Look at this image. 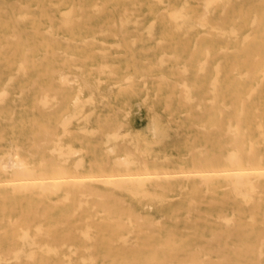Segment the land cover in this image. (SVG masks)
<instances>
[{"label":"rangeland","instance_id":"1","mask_svg":"<svg viewBox=\"0 0 264 264\" xmlns=\"http://www.w3.org/2000/svg\"><path fill=\"white\" fill-rule=\"evenodd\" d=\"M263 59L264 0H0V161L87 177L1 165L0 264H264Z\"/></svg>","mask_w":264,"mask_h":264},{"label":"bare ground","instance_id":"2","mask_svg":"<svg viewBox=\"0 0 264 264\" xmlns=\"http://www.w3.org/2000/svg\"><path fill=\"white\" fill-rule=\"evenodd\" d=\"M158 1H159V0H158ZM209 2H210V0H209ZM213 3H214V2H213ZM204 4H205V5H208V4H207V1H206ZM227 6H228V5H227ZM225 8H226V7H225ZM205 9H206V7L204 8V11H208V10H205ZM179 11H180V10H178V12H179ZM179 13H180V12H179ZM205 13H206V12H205ZM247 13H248V12H247ZM247 13H246V14H247ZM171 14H172V17H174L176 14L178 15V13H174V14H173V12H171ZM206 14L208 15V13H206ZM206 14H203L202 17H203L204 15H206ZM256 16H257V15H256ZM202 17H200V18H202ZM40 18H41V17H40ZM174 18L177 19V16H175ZM178 18H179V17H178ZM181 18H182V17H181ZM238 19H239V18H238ZM238 19H237V20H238ZM200 20H202V19H200ZM120 21H121V20H120ZM253 21H255V20H253ZM136 23H137V22H136ZM204 23H205V22H204ZM217 23H218V22H217ZM199 24H200V22L198 21V25H199ZM217 25H218V24H217ZM60 26H61V25H60ZM60 26H59V27H60ZM121 26H122V25H121ZM200 27H201V24H200ZM203 28H204V27H203ZM213 30H214V29H213ZM210 31H212V30H210ZM218 31H219V30H218ZM220 31H221V30H220ZM227 31H228V30H227ZM42 32H43V31H42ZM223 32H224V31H223ZM225 32H226V31H225ZM225 32H224V33H225ZM228 35H229V33H228ZM210 36H211V35H210ZM220 36H223V34H222V35L220 34ZM6 38H8V37H6ZM248 38H249V37L246 36V39H248ZM13 39H14V38H13ZM16 39H17V38H16ZM19 39H20V38H19ZM250 39H251V37H250ZM7 40H8V39H7ZM134 42H135V41H134ZM180 42H181V41H180ZM261 45H262V44H261ZM117 47H118V46H117ZM207 48H208V47H207ZM209 48H210V47H209ZM209 48H208V49H209ZM259 51H260V50H259ZM183 53H184V52H183ZM25 54H26V53H25ZM164 56H167V55L164 54ZM172 56H174V55L172 54ZM172 56H171V57H172ZM161 57H162V56H161ZM171 57H170V58H171ZM179 57H180V56H179ZM257 57H258V56H257ZM258 58H260V57H258ZM258 58H257V59H258ZM257 59L255 58V61H256V62H257ZM260 59H261V58H260ZM242 60H243V59H242ZM261 60H262V59H261ZM263 60H264V59H263ZM25 62L27 63V59L25 60ZM256 62H254V63L256 64ZM202 64H203V63H202ZM202 64L199 62V65H200V66H201ZM254 66H255V65H254ZM254 68H255V67H253L252 70H254ZM77 69H78V68H77ZM183 69L185 70V68H183ZM235 69H236V68H235ZM200 70H201V68H200L199 70H197V71L200 72ZM185 71H186V70H185ZM248 71L250 72L251 70H248ZM52 72H53V71H52ZM199 72H197V73H199ZM181 73H182V72H181ZM186 73H187V72H186ZM262 73H263V72H262ZM250 74H251V73H249V75H250ZM263 74H264V73H263ZM65 75H66V74H65ZM244 75L247 76L248 73L246 72V74L244 73ZM184 76H185V75H184ZM195 76H196V75H195ZM239 77H240V76H239ZM61 78H62V77H61ZM249 78H250V77H249ZM234 79H235V78H234ZM61 80H62V79H61ZM62 81H63V80H62ZM183 83L185 84V81H183ZM184 84H182V85L184 86ZM210 84H211V83H210ZM211 85H212V84H211ZM185 86H186V85H185ZM185 86H184V88H187V87H185ZM213 86H214V85H213ZM180 87H181V86H180ZM253 89H254V88H253ZM253 89H252V90H253ZM252 90H251V93L249 94V96L247 95L248 98H250L251 95H252V92H254V91H252ZM254 90H256V89H254ZM43 91H46V89L44 88ZM3 92H4V91H3ZM41 92H42V91H41ZM4 93H6V92H4ZM185 93H186V92H185ZM181 94H183V93H181ZM186 94H187V93H186ZM207 94H208V93H207ZM41 95H42V94H41ZM3 96H5V94H0V101H2ZM41 97H42V96H41ZM47 99H48V96H46L45 100H44V99H40V100H43V101H42V103H43L42 105H43L44 107H46V108H47V107H51V104H49V102H48ZM51 99H52V98H51ZM54 99H56V98H54ZM169 99H170V98H169ZM188 99L191 100V98H189V97H188ZM242 100H243V99H242ZM185 101H188V100H185ZM209 101H210V100H209ZM213 102H214V101H213ZM186 103H187V102H186ZM211 103H212V102H211ZM168 105H169V104H168ZM222 105H223V104H222ZM56 106H57V105H56ZM38 107H39V106H38ZM198 107H199V106H198ZM38 109H39V108H38ZM49 110H50V109H49ZM224 110H225V109H224ZM257 114H258V112H257ZM189 115H190V114H189ZM197 117H199V116H197ZM235 119H236V118H235ZM257 119H258V118H257ZM67 120H68V119H67ZM67 120H66V122H67ZM69 120H70V119H69ZM255 120H256V119H255ZM231 121H232V118H231ZM64 123H65V122H64ZM67 123H68V122H67ZM65 125H67V124H65ZM229 125H230V124H229ZM229 125H228V127H229ZM195 126H197V125H195ZM261 127H262V126H260V129H262ZM39 128H40V127H39ZM63 128H64V127H63ZM65 128H66V127H65ZM257 129H258V125H257ZM48 130H49V129H48ZM48 130H47V132H44V133H46V134L44 135V137H45V138H44V139H45L44 141H45V142H43V143H46V142H47V143H50V142H51V141H49V142L46 141V138H47L46 135H49V134H48ZM118 130H120V127H119ZM226 132L228 133V131H226ZM117 133H118V132H117ZM38 134H40V133H37V135H38ZM65 134H66V133H65ZM113 134H114V136H115V132H114ZM116 135H117V134H116ZM225 135H226V134H225ZM244 135H245V133H244ZM244 135H243V137H244ZM259 135H260V134H259ZM262 135H264V133H262ZM61 136H62V135H61ZM109 136H111V135H108V137H109ZM114 136H112V137H114ZM58 138L60 139V136H59ZM259 138H260V136H259L257 139H259ZM263 140H264V139H263ZM40 141H41V140H40ZM235 142H236V140H235ZM235 142H234V143H235ZM40 143H42V142H40ZM40 143H39V144H40ZM47 143H46V144H47ZM123 143H124V142H123ZM232 143H233V141H232L230 144L232 145ZM39 144H38V146H40ZM121 144H122V143H121ZM230 144H228V145H230ZM47 145H48V144H47ZM117 146H118V144H117ZM235 146H236V144H235ZM242 146L244 147V145H242ZM41 147H42V146H41ZM43 147H44V146H43ZM204 147H205V146H204ZM232 147H234V146L232 145ZM238 147H239V146H238ZM38 148H39V147H38ZM66 148H67V147H66ZM110 148H112V147H110ZM236 148H237V147H236ZM240 148H241V147H240ZM61 149H63V147H62ZM193 149H194V148H193ZM46 150H47V149H46ZM54 150H55V148H54L53 150H50V151H51V152H52V151H53V152H59V150H58V151H56V150L54 151ZM139 150H140V149H139ZM194 150H195V149H194ZM196 150H198V149H196ZM237 150H238V148H237ZM111 151L114 152V151H113V148L111 149ZM60 152H61V150H60ZM136 152H137V151H136ZM192 152H193V150H192ZM231 152H233V151H231ZM231 152H230V154H232V158H231L230 155H228V156L230 157V159L228 158V159H229V160H228V159H226V158L224 157V160L229 161L232 165H234V167H236V166H240L241 163H240L238 160L236 161V163H232V162H234V160H233L234 157H233V156H234L235 152H234V153H231ZM251 152H254V151H252V150L250 149L249 153H251ZM70 153H71V151H70ZM77 153H78V152H76V154H77ZM129 153H130V152H129ZM238 153H239V150H238ZM66 154H67V153H66ZM76 154H75V155H76ZM213 154H214V153H213ZM243 154H244V153H243ZM254 154H255V153H254ZM15 155H16V156H14V157H16V160H17V157H18V156H17V154H15ZM62 155H65V154H62ZM62 155H60V156H62ZM70 155H71V154H70ZM135 155H136V154H135ZM218 155H219V154H218ZM65 156H66V155H65ZM67 156H68V154H67ZM140 156H142V155H140ZM203 156H204V154L202 153V157H203ZM228 156H227V157H228ZM236 156H237V155H236ZM236 156H235V157H236ZM238 156H239V155H238ZM62 157H63V156H62ZM214 157H215V156H214ZM214 157H213V158H214ZM261 157H262V155H261ZM24 158H25V157H24ZM42 158H43V156H42ZM123 158H124V157H123ZM200 158H201V157H200ZM237 158H238V157H237ZM250 158H251V157H249V159H250ZM48 159H50V158H48ZM48 159H46V160H48ZM51 159H52V158H51ZM118 159H119V158H118ZM118 159H117V160H118ZM121 159H122V158H121ZM231 159H232V161H230ZM260 159H261V158H260ZM20 160H21V159H20ZM20 160L18 159L17 161H14V162H12V161L5 162V165L11 163V164H10V167H11L12 169H16V171L14 170V174L17 173L18 175H20V176L23 177V178H21V179H18L17 181H18V182L20 181L19 183H20L21 185L24 184L23 187L26 188L25 186H26V185L28 186V184L30 185V183H31L32 181H31L30 178H28V176L30 175V173H29V170H28V168L26 167V165L23 163L24 161H22V160H24V159H22L21 161H20ZM46 160H45V161H46ZM67 160H69V159H67ZM67 160H66V161H67ZM1 161H2V160H1ZM1 161H0V166H1V165L5 166L4 164H2ZM80 161H81V160H80ZM80 161H79V162H80ZM120 161H122V160H120ZM250 161H251V159L249 160V162H250ZM77 162H78V161H77ZM108 162H109V159H108ZM249 162H248V163H249ZM41 163H42V162H41ZM64 163H65V162H64ZM66 163H68V162H66ZM97 163H98V162H97ZM126 163H128V162L125 161V162H124V165H126ZM129 163H130V162H129ZM129 163H128L127 165H129ZM255 163H256V162H255ZM76 164H77L76 166L78 167V166H79L78 163H76ZM108 164H109V163H108ZM131 164H132V163H131ZM131 164H130V165H131ZM145 164H146V163H145ZM206 164H207V163H206ZM130 165H129V166H130ZM255 165H256V164H255ZM3 166H1V167L4 168ZM41 166H43V165H41ZM76 166H75V167H76ZM99 166H100V165H99ZM114 166H116V165H114ZM129 166H128V167H129ZM198 166H199V165H198ZM256 166H257V165H256ZM7 167H8V166H7ZM7 167L5 166V169H3V171L7 172V170H6V169H8ZM37 167H38V166H37ZM201 167H202V166H201ZM232 167H233V166H232ZM11 168H10V169H11ZM35 168H36V167H35ZM114 168H115V167H114ZM146 168H147L146 171L149 172V171H148V167H146ZM56 169H57V168H56ZM193 169H194V168H193ZM262 169H264V168H262ZM33 170H34V169H33ZM33 170H32V171H33ZM62 170H63V169H61V171H62ZM64 170H65V169H64ZM114 170H115V169H114ZM34 171H35V170H34ZM193 171H194V170H193ZM227 171H228V170L224 171V173L226 172L227 176H230V178L234 175L233 177H236V178H237L235 183L239 184L240 187H241L242 184H243V186L246 184V183H245V184H244V183L240 184V183H241L240 176H241V179H242V177H244V176L248 179V177H249L248 173L250 174V172H251V175H252V176H253V175H256L257 173H259L260 176H262V175L264 176V170L261 171V167H260V166L253 167V168L251 169V171H250V170H245V169H243V168L231 169L229 172H227ZM243 171H244L245 173H246V171H249V172L246 173V174L248 175V177H247L245 174H244V176H242L243 173H244ZM258 171H261L263 174H262L261 172H258ZM183 172H184V171H183ZM200 172H202V173L204 174V177H203L202 173H201V174H198V172H195L197 175H196L195 173H193V176H194V174H195V176H200V175H201V176H202L201 178H206L207 181H208V183L211 181V179H209L210 181L208 180V178H210V177H208L207 174L212 173V174H210V176H212V175L214 176V175L217 174V172L215 173L213 170H205L204 172H203V171H200ZM149 173H150V172H149ZM149 173H146V174H149ZM184 173H186V172H184ZM184 173H183V174H184ZM190 173H192V172H190ZM214 173H215V174H214ZM220 173H222V172L220 171ZM224 173H222V174H224ZM228 173H231V174H233V175L231 176V175L228 174ZM31 174H33V172H32ZM42 174H43V173H42ZM153 174H154V173H153ZM163 174H164V173H162V175H163ZM165 174H166V173H165ZM169 174H170V173H169ZM169 174H168V175H169ZM175 174H176V173H175ZM178 174H179V173H178ZM178 174H176V175H178ZM183 174H182V175H183ZM188 174H189V172H188ZM218 174H219V173H218ZM222 174H220V176H222ZM226 174H225V176H226ZM37 175H39V174H37ZM40 175H41V174H40ZM132 175H133V174H132ZM136 175H137V174H136ZM136 175H135V177H136ZM138 175H139V174H138ZM141 175H142V174H141ZM154 175L157 176V174H154ZM159 175H160V174H159ZM159 175H158V176H159ZM162 175H161V176H162ZM170 175H171V174H170ZM173 175H174V174H173ZM173 175H172L171 177H173ZM176 175H174V177H175ZM180 175H181V173H180ZM189 175H190V174H189ZM205 175H206V176H205ZM251 175H250V176H251ZM41 176H42V175H41ZM109 176H110V175H109ZM115 176H117V175H114V177H115ZM118 176H119V175H118ZM120 176H121V175H120ZM123 176H124V175H123ZM129 176H130V175H129ZM129 176H128V177H129ZM144 176H145V175H144ZM144 176L139 177V178H141L140 180H138V179L135 178V177H134L135 179H133L131 176H130L129 178L126 177V176H125V177L128 178V179L131 178V180H133V181L137 179V181H139V183H140L141 180H144V179H145ZM155 176H154V177H155ZM184 176H186V174H184ZM187 176H188V175H187ZM216 176L219 177V175H216ZM216 176H214V177H216ZM223 176H224V175H223ZM90 177H91V176H90ZM96 177H98V176H96ZM100 177H103V176H100ZM111 177H112V176H111ZM137 177H138V176H137ZM151 177H152V176H148V175H146V178H148L149 180H150ZM167 177H168V176H167ZM171 177H170V178H171ZM254 177H255V176H254ZM69 178H70V179L73 178L74 180L77 179L76 181L79 180L78 182H82V181L86 180L87 177H86L85 179H83L82 176H78V175H75V176H68V177H65V176H64V177H63V176H62V177H55V178L51 179V181H50V179H49V183H48V184L45 183L46 186H45V184H44L45 181L42 182V181L39 180V182H41V184H42V183L44 184V185L42 184V187L44 186V188H46L47 186H51V187H52L51 184H54L53 187L55 188V187H59V186H60L59 184L62 182V180H64V179H69ZM91 178H92V177H91ZM105 178H106V177H105ZM105 178H104L103 180H102V178H101L100 180H101V181H104ZM107 178H108V177H107ZM107 178H106V179H107ZM115 178H116V177H115ZM117 178H118V177H117ZM122 178H123V177H121V179H122ZM155 178H156V177H155ZM159 178H160V177H159ZM188 178H190V176H189ZM211 178H212V180L214 179L213 177H211ZM226 178H227V177H226ZM256 178H257V177H255V179H256ZM32 179H33V178H32ZM39 179H41V178H39ZM44 179H47V178H43V180H44ZM81 179H82V180H81ZM89 179H90V178H88V180H89ZM93 179H94V177H93ZM109 179H110V178H109ZM124 179H125V178H124ZM124 179H122L121 184H122L123 182L126 183ZM206 179H205V181H206ZM231 179H232V178H231ZM33 180H34V183H31V184H33V186H34V184L37 183V185H38V183H39V182H37L38 179H37L36 182H35V179H33ZM91 180H92V179H91ZM94 180L97 181L96 178H95ZM131 180H129V181H131ZM146 180H147V179H146ZM47 181H48V179H47ZM53 181H54V182H53ZM64 181H65V180H64ZM66 181H71V180H66ZM66 181L63 182V183H61V185L65 184V183L67 184L68 182H66ZM72 181H73V180H72ZM76 181H75V183L78 184L77 186H79L80 184L77 183ZM96 181H95V182H96ZM207 181H206V183H207ZM242 181H244V179H243ZM249 181H250V180H248V182H249ZM4 182H5V181H4ZM4 182H3V184H4ZM7 182H8V180H7ZM13 182H14V181H13ZM18 182H15V183H18ZM21 182H22V183H21ZM23 182H24V183H23ZM29 182H30V183H29ZM73 182H74V181H73ZM73 182H70V183H73ZM97 182L100 183V181H97ZM107 182H108V183H111L112 181H110V180L108 181V180H107V181H104L103 183L107 184ZM113 182H114V181H113ZM113 182H112V183H113ZM118 182L120 183V181H118ZM142 182H143V181H142ZM232 182H233V179H232ZM11 183H12V181H11ZM11 183H10V184H11ZM70 183H68V184H70ZM75 183H73L74 186L76 185ZM101 183H102V182H101ZM114 183H115V182H114ZM114 183H113V184H114ZM119 183L117 184L118 186H119ZM204 183H205V182H204ZM206 183H205V184H206ZM208 183H207V184H208ZM5 184H6V183H5ZM66 184H65V185H66ZM81 184H82V183H81ZM115 184H116V183H115ZM201 184H203V182H202ZM201 184H199V185H201ZM249 184H250V183H249ZM257 184H258V183H257ZM0 185H1V183H0ZM39 185H40V184H39ZM58 185H59V186H58ZM246 185H247V184H246ZM251 185H252V184H251ZM255 185H256V184H255ZM15 186H16V185H15ZM30 186H31V185H30ZM112 186H113V185H112ZM118 186H115V187L118 188ZM233 186H234V183H233ZM256 186H258V185H256ZM40 187H41V186H40ZM53 187L51 188V191H52ZM83 187H84V186H83ZM91 187H92V186H91ZM244 187H246V186H244ZM21 188H22V187H21ZM33 188H34V187H33ZM44 188H40V189H43V191H45ZM26 189H27V188H26ZM29 189H31V187H29ZM47 189H49V188L47 187ZM234 189H239V187L237 188V187H236V184H235V188H234ZM56 190H58V189H56ZM85 190H86V187H84V191H85ZM89 191H90V189H89ZM92 191H93V190H92ZM92 191H91L90 194H92ZM240 191H241V190H240ZM30 192H32V191L30 190ZM132 192H133V191H132ZM207 192H208V190H207ZM240 193H241V192H240ZM80 194H81V192H80ZM98 194H99V193H98ZM144 194H145V193H144ZM99 195H100V194H99ZM105 195H106V194H105ZM151 195H152V194H150V196H151ZM96 196H98V195H96ZM100 196H101V195H100ZM100 196H98V197H100ZM66 197H67V196H66ZM89 197H90V195H89ZM102 197H105V196H103V194H102ZM75 198H76V197H75ZM245 198H246V197H245ZM245 198H244V199H245ZM63 199H64V198H63ZM63 199H60V200H63ZM66 199H68V197H67ZM80 199L82 200V198H80ZM234 199H235V198H234ZM252 199H253V198H252ZM193 201H194V200H193ZM212 201H213V200H212ZM79 202H80V201H79ZM81 202H82V201H81ZM246 202H247V201H246ZM249 202H250V201H249ZM58 203H59V202H58ZM195 203L197 204V202H195ZM247 203H248V202H247ZM55 204H56V201H55ZM79 204H80V203H79ZM84 204H85V203H84ZM86 204H88V203H86ZM192 204H193V202L190 203L191 206H192ZM80 205H81V204H80ZM247 205H248V204H247ZM81 207H83V204L81 205ZM81 207H79V208H81ZM94 207H95V206H94ZM77 209H78V208H77ZM78 210H80V209H78ZM37 212H38V211H37ZM75 212H77V211H75ZM106 212H107V211H106ZM107 213H109V212H107ZM37 214H38V213H37ZM75 215H76V214H75ZM43 216H44V215H43ZM73 216H74V215H73ZM254 216H256V215H254ZM10 217H11V216H10ZM41 217H42V216H41ZM128 217H129V216H128ZM130 217H132V215H131ZM140 217H141V216H140ZM188 217H189V214H188ZM232 217H233V216H231V218H232ZM137 218H138V217H137ZM141 218H142V217H141ZM141 218H139L138 220L136 219V222H137V221L140 222V221L142 220ZM226 218H227V217H226ZM228 218H229V217H228ZM254 218H255V217H254ZM254 218H252V219L254 220ZM9 219H10V218H9ZM140 219H141V220H140ZM220 219H221V218H220ZM252 219H251V220H252ZM17 220H18V219H17ZM17 220L15 219V221H17ZM115 220H117V219H115ZM119 220H120V219H119ZM218 220H219V219H218ZM226 220H227V219H226ZM226 220H225V221H226ZM229 220H230V218H229ZM232 220H234V217H233ZM253 220L251 221V222H253V223H251V224H254V223H255V221H253ZM15 221H14V222H15ZM86 221H87V220H86ZM125 222H126V221H125ZM129 222H130V220H129ZM136 222H135V223H136ZM156 222H158V221H156ZM230 222H231V221H230ZM126 223H127V222H126ZM131 223H132V222H131ZM14 224H15V223H14ZM59 224H60V222H59ZM151 224H152V223H151ZM227 224H228V221H227ZM233 224H234V222H233ZM261 224H264V222L262 221ZM85 226H86V225H85ZM124 226H125V223H124ZM149 226H150V225H149ZM227 226H228V225H227ZM233 226H234V225H233ZM233 226H232V227H233ZM244 226H245V225H244ZM55 227H56V226H55ZM120 227H123V225H121ZM129 227H130V226H129ZM123 228H124V227H123ZM37 229H38V228H37ZM88 229H89V228H88ZM262 231H263V230H262ZM86 233H87V232H86ZM86 233H85V234H86ZM88 233H89V231H88ZM88 233H87V234H88ZM99 233H100V232H99ZM139 233H140V232H139ZM261 233H264V232H261ZM24 234H26V233H24ZM28 234H29V233H28ZM28 234H27V235H28ZM129 234H130V233L128 232V235H129ZM140 234H141V233H140ZM82 235H83V232H82ZM262 235H263V234H261V236H262ZM28 236H29V235H28ZM231 236H233L232 233L230 234V236L228 235V237H231ZM261 236H259L260 239L262 238ZM89 237H90V236H89ZM124 237H126V236H123V238H124ZM127 237H129V236H127ZM218 237H219V236H218ZM263 237H264V236H263ZM215 238H216V236H215ZM215 238L213 237V239H215ZM18 239H19V238H18ZM211 239H212V238H211ZM211 239H209V241H210ZM213 239H212L211 241H215V240H213ZM228 239H229V238H228ZM258 240H259V238H258ZM262 240H263V239H261V240L259 241L260 243L258 242L259 245L262 244V242L264 243V241H262ZM209 241H208V242H209ZM65 242H66V241H65ZM125 242H126V241H125ZM226 242H227V241H226ZM226 244H227V243H226ZM262 245H263V244H262ZM225 246H227V245H225ZM225 246H224V247H225ZM152 247H153V246H152ZM250 247H251V246H250ZM250 247H249V248H250ZM201 248H202V247H201ZM231 248H233V246H231ZM261 248H262V246H261ZM261 248H259L258 250L261 251ZM202 249H204V248H202ZM12 251H14V250H12ZM20 251H21V250H20ZM20 251H19V252H20ZM218 251H219V249H218ZM260 251L258 252V254L260 253ZM14 252H15V251H14ZM19 252H18V253H19ZM196 252H197V251H196ZM211 252H213V251L211 250ZM245 252H246V251H245ZM7 253H10V252H7ZM194 253H195V252H194ZM246 253H248V252H246ZM10 254H11V253H10ZM261 254H262L261 256H260V254H259L260 257H262V256L264 255L263 253H261ZM69 256H70V255H69ZM6 257H8V256H6ZM225 257H227V256L225 255ZM225 257H224L223 259H226ZM260 257H259L258 259H260ZM26 258H27V257H26ZM204 258H205V257H204ZM219 259H220V260H223L222 258H219ZM195 261H196V260H195ZM200 261H201V260H200ZM225 261H227V260H225ZM260 261H261V259H260ZM201 262H202V261H201ZM221 262H222V261H221ZM221 262L218 261V263H221ZM191 263L193 264V262H191ZM210 263H211V262H210ZM259 263L261 264V262H259ZM178 264H179V263H178ZM197 264H198V262H197Z\"/></svg>","mask_w":264,"mask_h":264}]
</instances>
